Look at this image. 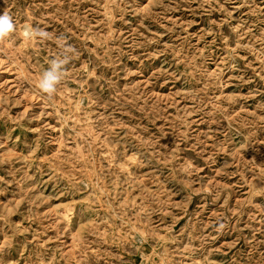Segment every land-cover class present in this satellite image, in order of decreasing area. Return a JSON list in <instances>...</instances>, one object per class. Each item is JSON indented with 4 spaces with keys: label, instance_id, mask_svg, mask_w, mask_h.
I'll return each mask as SVG.
<instances>
[{
    "label": "rangeland",
    "instance_id": "rangeland-1",
    "mask_svg": "<svg viewBox=\"0 0 264 264\" xmlns=\"http://www.w3.org/2000/svg\"><path fill=\"white\" fill-rule=\"evenodd\" d=\"M5 10L0 264H264V0Z\"/></svg>",
    "mask_w": 264,
    "mask_h": 264
},
{
    "label": "clouds",
    "instance_id": "clouds-1",
    "mask_svg": "<svg viewBox=\"0 0 264 264\" xmlns=\"http://www.w3.org/2000/svg\"><path fill=\"white\" fill-rule=\"evenodd\" d=\"M15 31V24L12 16L7 10L0 14V42H3L12 32ZM28 38H37L47 40L49 33L40 27L27 26L24 32ZM58 41H63L59 44L62 51L48 62V67L40 74L37 87L39 91L52 97L61 84L66 74V66L69 64L72 56L75 55L76 49L66 43L63 37L57 38Z\"/></svg>",
    "mask_w": 264,
    "mask_h": 264
},
{
    "label": "bare ground",
    "instance_id": "bare-ground-1",
    "mask_svg": "<svg viewBox=\"0 0 264 264\" xmlns=\"http://www.w3.org/2000/svg\"><path fill=\"white\" fill-rule=\"evenodd\" d=\"M24 33V32H23ZM24 38H26L25 34H24ZM19 48V47H18Z\"/></svg>",
    "mask_w": 264,
    "mask_h": 264
}]
</instances>
